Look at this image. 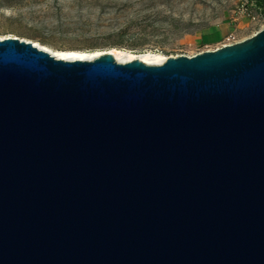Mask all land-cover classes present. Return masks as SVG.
Instances as JSON below:
<instances>
[{
  "label": "water",
  "instance_id": "95a60500",
  "mask_svg": "<svg viewBox=\"0 0 264 264\" xmlns=\"http://www.w3.org/2000/svg\"><path fill=\"white\" fill-rule=\"evenodd\" d=\"M0 264H264V27L162 65L0 38Z\"/></svg>",
  "mask_w": 264,
  "mask_h": 264
},
{
  "label": "rangeland",
  "instance_id": "374dc122",
  "mask_svg": "<svg viewBox=\"0 0 264 264\" xmlns=\"http://www.w3.org/2000/svg\"><path fill=\"white\" fill-rule=\"evenodd\" d=\"M263 27L264 3L249 0H0V38L59 50L190 57ZM211 31L219 32L216 42Z\"/></svg>",
  "mask_w": 264,
  "mask_h": 264
},
{
  "label": "bare ground",
  "instance_id": "6f19581e",
  "mask_svg": "<svg viewBox=\"0 0 264 264\" xmlns=\"http://www.w3.org/2000/svg\"><path fill=\"white\" fill-rule=\"evenodd\" d=\"M28 41V40H25ZM39 50L45 51L55 57L66 59H86L92 60L101 55L103 52L98 51H79V50H59L52 48L46 44L40 42L31 41ZM114 57L115 61L121 64L140 60L147 65H162L166 61V56L161 53L146 51L142 53H132L122 49L112 48L108 50Z\"/></svg>",
  "mask_w": 264,
  "mask_h": 264
},
{
  "label": "crops",
  "instance_id": "0c3cea01",
  "mask_svg": "<svg viewBox=\"0 0 264 264\" xmlns=\"http://www.w3.org/2000/svg\"><path fill=\"white\" fill-rule=\"evenodd\" d=\"M210 36H213L215 38V41L219 40V32L218 31H211L210 34L207 35V38Z\"/></svg>",
  "mask_w": 264,
  "mask_h": 264
},
{
  "label": "trees",
  "instance_id": "16d2710c",
  "mask_svg": "<svg viewBox=\"0 0 264 264\" xmlns=\"http://www.w3.org/2000/svg\"><path fill=\"white\" fill-rule=\"evenodd\" d=\"M250 2H255L256 4H259V5H261L262 3H264V1L263 0H249ZM212 42H216L215 40L214 41H212Z\"/></svg>",
  "mask_w": 264,
  "mask_h": 264
},
{
  "label": "built area",
  "instance_id": "2783aa9c",
  "mask_svg": "<svg viewBox=\"0 0 264 264\" xmlns=\"http://www.w3.org/2000/svg\"><path fill=\"white\" fill-rule=\"evenodd\" d=\"M253 20H257V17L255 15L252 16ZM233 44V43H232ZM226 45H231V44H225V45H222L221 47L223 46H226ZM211 51V50H210Z\"/></svg>",
  "mask_w": 264,
  "mask_h": 264
}]
</instances>
